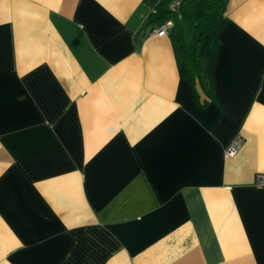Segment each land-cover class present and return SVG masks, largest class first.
Masks as SVG:
<instances>
[{
  "label": "crops",
  "instance_id": "obj_1",
  "mask_svg": "<svg viewBox=\"0 0 264 264\" xmlns=\"http://www.w3.org/2000/svg\"><path fill=\"white\" fill-rule=\"evenodd\" d=\"M158 1L0 0V264H264V0L203 35V106Z\"/></svg>",
  "mask_w": 264,
  "mask_h": 264
},
{
  "label": "trees",
  "instance_id": "obj_2",
  "mask_svg": "<svg viewBox=\"0 0 264 264\" xmlns=\"http://www.w3.org/2000/svg\"><path fill=\"white\" fill-rule=\"evenodd\" d=\"M173 0H159L149 13L148 22H161L167 18L173 20V30L176 35L181 65L179 74L188 80L192 95L199 105L214 100V93L207 80L208 60L198 54V47L203 35L216 23L224 12L228 0H178L176 8L172 9ZM183 19L192 22V32L187 38Z\"/></svg>",
  "mask_w": 264,
  "mask_h": 264
},
{
  "label": "built area",
  "instance_id": "obj_3",
  "mask_svg": "<svg viewBox=\"0 0 264 264\" xmlns=\"http://www.w3.org/2000/svg\"><path fill=\"white\" fill-rule=\"evenodd\" d=\"M178 5V0H173L170 3V7L172 9L176 8ZM173 28V20L171 18H167L159 23V25L154 29V33L156 34H165L169 30ZM241 138L234 139L225 149H224V155L227 157L234 156L236 152L238 151L240 145H241ZM254 184L256 186H264V173L258 172L255 174L254 177Z\"/></svg>",
  "mask_w": 264,
  "mask_h": 264
},
{
  "label": "rangeland",
  "instance_id": "obj_4",
  "mask_svg": "<svg viewBox=\"0 0 264 264\" xmlns=\"http://www.w3.org/2000/svg\"><path fill=\"white\" fill-rule=\"evenodd\" d=\"M191 24H192V22L190 20H186L185 21V28H186L187 32L189 31L188 28H189V26L191 27ZM187 32H185L186 36H187Z\"/></svg>",
  "mask_w": 264,
  "mask_h": 264
}]
</instances>
